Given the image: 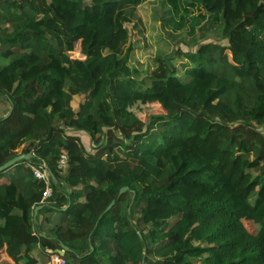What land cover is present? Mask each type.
Listing matches in <instances>:
<instances>
[{"label":"trees","instance_id":"obj_1","mask_svg":"<svg viewBox=\"0 0 264 264\" xmlns=\"http://www.w3.org/2000/svg\"><path fill=\"white\" fill-rule=\"evenodd\" d=\"M144 1L0 0V264H264V0H197L227 44L137 80Z\"/></svg>","mask_w":264,"mask_h":264},{"label":"rangeland","instance_id":"obj_2","mask_svg":"<svg viewBox=\"0 0 264 264\" xmlns=\"http://www.w3.org/2000/svg\"><path fill=\"white\" fill-rule=\"evenodd\" d=\"M175 2L146 0L138 7V27L129 28L130 45L134 48L130 67L135 79L149 78L159 67L161 60L166 63L167 69L175 70L178 76L184 77L185 61L178 56L179 52L196 51L205 43L227 44L220 23L215 24L209 16H206L207 19L197 18L200 13L203 14L202 9L194 7L197 0ZM181 24L184 26L180 27ZM83 99V95L74 97L72 106L75 110H78ZM144 116L145 114L142 115ZM79 137L85 149L93 152L90 137L85 134H80ZM246 226L250 231L255 230L250 223H246Z\"/></svg>","mask_w":264,"mask_h":264},{"label":"built area","instance_id":"obj_3","mask_svg":"<svg viewBox=\"0 0 264 264\" xmlns=\"http://www.w3.org/2000/svg\"><path fill=\"white\" fill-rule=\"evenodd\" d=\"M1 108V105H0ZM59 167L63 170L68 167V156L62 155L59 161ZM35 179L42 181L46 184V190L44 192V201L50 200L54 194L53 179L51 173L46 166L41 168L33 167ZM45 264H67L62 254H53Z\"/></svg>","mask_w":264,"mask_h":264},{"label":"crops","instance_id":"obj_4","mask_svg":"<svg viewBox=\"0 0 264 264\" xmlns=\"http://www.w3.org/2000/svg\"><path fill=\"white\" fill-rule=\"evenodd\" d=\"M7 62H5V64H6ZM9 111H10V108L8 107V105H6V104H2L1 105V108H0V118H2V117H5L8 113H9ZM54 194H55V196H54ZM54 194H53V198H50V200H47V201H44V202H54V201H56L58 198H59V196L54 192ZM59 215L58 214H56V215H54V221H55V223H57V222H59ZM46 228H45V230L46 231H48L49 230V228H50V226L49 225H47V226H45ZM49 253H51L50 251H49ZM31 256L32 257H34V258H38V259H40V260H43L44 258H43V255L41 254V252L40 251H38V250H36V251H34V252H32L31 253Z\"/></svg>","mask_w":264,"mask_h":264},{"label":"water","instance_id":"obj_5","mask_svg":"<svg viewBox=\"0 0 264 264\" xmlns=\"http://www.w3.org/2000/svg\"><path fill=\"white\" fill-rule=\"evenodd\" d=\"M31 157H32L31 155H25V154L15 157L14 159L10 160L9 162H7L6 164H4L3 166L0 167V173L3 172V171H5V170L10 169L11 167H13L14 165L18 164L19 162H21L23 160L30 159ZM52 178H53V176H52ZM127 190H128L127 187L126 188H123L120 191V195H122L123 193H125ZM113 205H114V202L107 208V211H109L113 207ZM41 208L42 207L36 208V210H35L36 214L38 213V211ZM50 252L52 253V251H50ZM59 253L62 254V255H64V252L63 251H60Z\"/></svg>","mask_w":264,"mask_h":264}]
</instances>
